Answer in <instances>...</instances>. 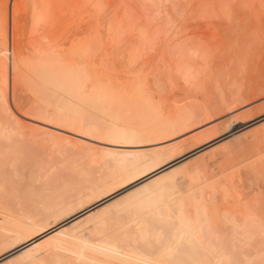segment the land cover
<instances>
[{
  "label": "bare ground",
  "instance_id": "bare-ground-1",
  "mask_svg": "<svg viewBox=\"0 0 264 264\" xmlns=\"http://www.w3.org/2000/svg\"><path fill=\"white\" fill-rule=\"evenodd\" d=\"M165 1L0 0V264H264V2Z\"/></svg>",
  "mask_w": 264,
  "mask_h": 264
},
{
  "label": "rangeland",
  "instance_id": "rangeland-1",
  "mask_svg": "<svg viewBox=\"0 0 264 264\" xmlns=\"http://www.w3.org/2000/svg\"><path fill=\"white\" fill-rule=\"evenodd\" d=\"M114 1H118V3L120 4V6H119V8H121V9H119V10H117L118 11V13H117V15H118V17H120L121 16V11L120 10H123V8H122V6L123 7H125V8H127V9H129V10H125V11H128V15H130V13H131V20H136V23L138 22V21H140V19H143V20H147V22H149L150 24H155V25H152L153 26V28L155 29V28H160L162 25H161V22L163 23V21H165V19L169 16V17H172L173 19L174 18H176L177 19V16L175 15V16H173L174 14V12H173V7L172 6H169L170 4H169V2H166L165 0H159L158 2L156 1V0H152V2H154V4L151 2V0H114ZM120 1H122V4L120 3ZM147 3H146V2ZM162 1H164V2H162ZM194 1V2H193ZM192 2H193V5H192V2H190V4L192 5V6H190L191 8H190V17H187L185 20H187L185 23H183V22H181L180 20H179V22H177L179 25H178V27H180V29L179 28H177V29H179V31L177 30V29H175V30H177L178 32V34L179 35H177V33L175 32V33H173L174 35H176L177 36V38H175L174 36H173V34H170L169 36H168V38L171 40V38H172V40L170 41V42H162V45L160 46V49H161V51H160V49L158 50V52L160 51V54L159 55H163L164 56V54H165V52H171L173 49L175 50V48L177 47V45L179 44V43H181V42H184V41H186L185 43H189V42H193V41H198L201 37V39H207V40H209L210 39V36H212L213 34H215V33H213L214 32V29L216 28L217 29V27H220L221 26V24H223V22H220L219 24H218V26L216 27V25H214L212 22H211V20L212 19H206V20H208V22L206 23V22H204L205 20H201L200 18H198V17H201V18H203L202 16H201V14L203 15V13H201V12H204V13H206V9L208 8V7H206V6H208V5H206V4H213V7L215 6V8L213 9V10H215L217 7L219 8V9H217V10H220L221 11V9H222V6H221V3L220 2H226L227 4H228V2L230 1V3L231 4H233L234 3V1L235 2H237L238 3V1H236V0H233V2H231L232 0H193ZM199 1V2H198ZM218 1V2H217ZM248 1V0H247ZM247 1H244L245 3L247 2ZM252 1H255V0H252ZM251 1V2H252ZM126 2V3H125ZM140 4H139V3ZM201 2V3H200ZM214 2H215V4H214ZM250 1H248V3L250 4V6H249V4L247 5L248 6V8L249 7H251V5H253L254 4V2H252L251 3ZM259 2V3H258ZM263 2H264V0H263ZM150 3H152V5L150 4ZM156 3V4H155ZM164 3V4H163ZM225 3V4H226ZM229 3V4H230ZM260 4V0H256V7L257 6H259L258 4ZM128 4V5H127ZM166 4V5H165ZM197 4V5H196ZM199 4V5H198ZM226 4V7L228 8V6H231V4L230 5H227ZM247 4V3H246ZM126 5V6H125ZM145 5V6H144ZM151 5V6H150ZM159 6V7H161V9L159 8V7H157V6ZM163 5V6H162ZM165 5V6H164ZM202 5V6H201ZM204 5H206V6H204ZM137 6V7H136ZM154 6V7H153ZM170 8H169V7ZM212 6V5H211ZM210 6V7H211ZM134 7V8H133ZM147 8V10H146V8ZM163 7V8H162ZM194 7H196V8H194ZM206 7V8H205ZM212 7V8H213ZM220 7H221V9H220ZM224 7V6H223ZM253 7V6H252ZM254 7H255V4H254ZM253 7V8H254ZM131 8H132V10H131ZM158 8V10L156 11V9ZM169 8V9H168ZM205 8V9H204ZM212 8L210 9V10H212ZM134 10V11H133ZM153 10H154V13H153ZM193 10V11H192ZM204 10V11H203ZM216 10V11H217ZM224 10V9H223ZM129 11H130V13H129ZM146 11V12H145ZM156 11V12H155ZM201 11V12H200ZM209 11V10H208ZM207 11V12H208ZM152 12V13H151ZM159 12H161V14H160V16L163 18V15L162 14H164V16L166 17H164L165 19L163 20L162 18H161V20L160 19H158L160 16L159 15H157V16H159V17H155V13H159ZM165 12L167 13V15H165ZM196 12V13H195ZM222 12V11H221ZM194 13V14H193ZM201 13V14H200ZM135 14V15H134ZM144 14H146L145 16H144ZM154 15V16H152V15ZM169 14V15H168ZM173 14V15H172ZM172 15V16H171ZM200 15V16H199ZM150 16L152 17V18H150ZM197 16V17H196ZM168 17V18H169ZM195 17V18H194ZM122 17H120V19H121ZM138 18H139V20H138ZM156 20V18H157V21H154V19ZM167 18V19H168ZM120 19H118V20H120ZM149 19H153L152 21L150 20L149 21ZM179 19V18H178ZM203 19H205V18H203ZM117 20V21H118ZM133 20V21H134ZM163 20V21H162ZM175 20V19H174ZM210 20V21H209ZM183 21V20H182ZM201 21H203V22H201ZM216 21V20H215ZM88 22V21H87ZM90 22V21H89ZM166 22V21H165ZM181 22V23H180ZM191 22V23H190ZM195 22V23H194ZM200 23V24H197V23ZM209 22L211 23V24H213L214 26H215V28H214V26L213 25H211V24H209ZM219 21L217 20V22H216V24L218 23ZM90 23H92V22H90ZM90 23H86L85 22V24L86 25H88V24H90ZM135 23V22H134ZM183 23V24H182ZM206 23V24H205ZM132 24H133V22H132ZM174 24V23H173ZM185 24V25H184ZM189 24V25H188ZM201 24H203V25H201ZM209 24V25H208ZM90 25H92V24H90ZM90 25H88V26H90ZM175 25H177V24H175ZM195 25V26H194ZM223 25H225V23L223 24ZM222 25V26H223ZM160 26V27H159ZM165 25L163 24V27H164ZM167 26H168V24H167ZM166 26V27H167ZM221 26V27H222ZM188 27V28H187ZM199 27V28H198ZM202 27V28H201ZM205 27V28H204ZM168 28H169V26H168ZM196 28V29H195ZM201 28V29H200ZM200 29V30H199ZM218 30V29H217ZM186 33H185V32ZM209 31V32H208ZM213 31V32H212ZM212 32V33H211ZM215 32H217L216 30H215ZM211 33V34H210ZM206 35V36H205ZM208 35V36H207ZM132 36H133V34H132ZM178 36H180V37H178ZM199 36V37H198ZM205 36V37H204ZM173 37L176 39V40H174L173 39ZM207 37V38H206ZM197 38V39H196ZM133 39V38H132ZM183 39V40H182ZM173 41V42H172ZM171 42H172V44H171ZM176 42V43H175ZM167 43H169L168 45V47H166V46H163V45H165V44ZM173 43H175V44H173ZM163 48V49H162ZM169 48H170V50H169ZM164 49H165V52L164 53H162L163 51H164ZM163 50V51H162ZM173 50V51H174ZM172 51V52H173ZM167 52V53H168ZM157 53H155V54H157ZM168 53V54H169ZM155 54L153 55V56H155ZM168 54H167V56H168ZM171 54H173V53H171ZM157 56V57H161V56ZM152 56V57H153ZM155 56V57H156ZM165 56H166V54H165ZM153 59H156V60H158L157 58H154L153 57ZM19 83V82H18ZM253 94V92L251 93V91H250V93H249V96L250 95H252ZM253 107V106H252ZM251 107H249L248 109H245L244 111H243V114L244 113H246V114H244V115H242V112H240L239 113V115L241 114L243 117H241V115L239 116V118H238V120L240 121V123H238L237 125H236V128L234 129V130H232V131H229L228 133H226V134H224V135H222V140H225L226 138H229L230 136H232L233 134H237L238 132L240 133V132H243V130L245 131V130H250L251 128H253L254 127V125L255 124H257V122H259L261 119H263L264 118V115L262 116V117H260V118H257V119H254V120H250L249 121V118H251L249 115H251V110H252V108L250 109ZM250 109V110H249ZM248 111V112H247ZM243 119V121L245 122V123H243L241 120ZM26 120H30V122H33V123H36V124H38V125H41V126H43V127H46V128H51L52 127V129L54 130H56V131H64V130H62L61 128H58V127H54V126H51V125H49V124H46V123H42V122H38V121H36V120H34V119H26ZM49 126V127H48ZM58 129V130H57ZM237 132V133H236ZM67 133V132H66ZM71 135H73V136H77V135H74V134H71ZM77 137H79V136H77ZM220 138H218V139H216V140H213V141H211V143H208L207 145H205L203 148H202V150L203 149H206V148H209V147H211V146H213L214 145V143L216 144V142H220V141H222ZM186 157V156H185ZM184 158V157H183ZM182 158V159H183ZM134 186V185H133ZM133 186H130V187H133ZM129 187V188H130Z\"/></svg>",
  "mask_w": 264,
  "mask_h": 264
}]
</instances>
